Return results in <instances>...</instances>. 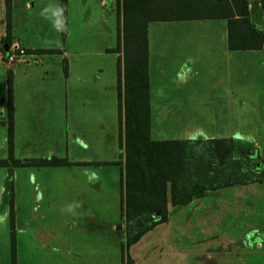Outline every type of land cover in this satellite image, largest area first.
<instances>
[{
	"label": "crops",
	"instance_id": "obj_1",
	"mask_svg": "<svg viewBox=\"0 0 264 264\" xmlns=\"http://www.w3.org/2000/svg\"><path fill=\"white\" fill-rule=\"evenodd\" d=\"M10 1L7 35L0 0V159L10 153L11 80L13 157L55 156L70 163L0 166V204L12 193L13 229L33 231L28 240L34 239L39 253L48 241L56 248V208L69 204L79 243L99 253L108 245L124 249L122 264L126 258L131 264H264V185L256 180L206 189L186 204L173 205L168 190L166 220L128 246L123 223L116 231L101 226L117 191L123 202L122 43L119 51L111 49L109 62L105 48L112 11L121 28L122 0H67L65 37L60 0ZM248 11L250 22L264 30L260 0H249ZM11 44L38 61L5 64ZM77 45L94 48L74 53ZM147 51L151 139L231 138L239 152L264 150V48H230L228 19L203 18L148 22ZM41 205L55 209L37 224L32 207ZM159 225L169 228L156 230ZM44 227L46 232L38 231ZM9 233L10 226L0 229V264L8 263Z\"/></svg>",
	"mask_w": 264,
	"mask_h": 264
},
{
	"label": "trees",
	"instance_id": "obj_2",
	"mask_svg": "<svg viewBox=\"0 0 264 264\" xmlns=\"http://www.w3.org/2000/svg\"><path fill=\"white\" fill-rule=\"evenodd\" d=\"M61 1V34L67 32V0ZM249 0H122L119 51L122 43L124 102L123 148L125 154L123 217L125 245L167 218V194L173 205L186 204L206 189L235 182L256 180L264 185V150L255 147L239 152L231 138L154 140L149 134L147 76V25L155 20L228 19V44L234 49L264 48V30L248 18ZM264 11V0H260ZM6 31L10 33L11 1L5 0ZM121 32V40H120ZM40 52H53L42 49ZM9 157L0 166H53L70 164L55 156L16 159L13 157V102L9 80ZM121 123V108L118 109ZM11 262L15 264L14 209L8 200ZM128 264H131L130 261Z\"/></svg>",
	"mask_w": 264,
	"mask_h": 264
},
{
	"label": "rangeland",
	"instance_id": "obj_3",
	"mask_svg": "<svg viewBox=\"0 0 264 264\" xmlns=\"http://www.w3.org/2000/svg\"><path fill=\"white\" fill-rule=\"evenodd\" d=\"M107 8V7H106ZM112 16H114V20L108 23L106 29V36H105V48L107 49V61L113 59V54L109 52L111 49L117 47L119 39H118V30H117V19L115 11H112ZM104 37V36H103ZM103 42L101 43L100 48L103 47ZM93 46L87 45H77L73 47V52H78L79 50H89L93 49ZM74 59L78 57L77 54H73ZM262 144V143H260ZM264 144V143H263ZM240 151V150H239ZM55 209V207H50L47 205H41L39 207H32V213L35 214L36 218H40V216L50 215L51 210ZM57 209V213L60 217L59 229H58V240L57 245L54 248V244L47 242L43 244V250L41 253L37 250V246L34 239H29V236L32 234L33 231L28 230L26 233L19 230V228L13 229L14 231V243H15V264H47L51 261H57L58 264H122V258L124 256L123 251L119 249H114L112 247L106 248V252L104 253L101 251L99 253L97 248H94L92 245H82L79 243V238L77 234L79 232L73 231V228L70 225V218L73 215L74 207L72 205H62L59 206ZM91 210V209H90ZM89 210V211H90ZM20 212L24 214V207H21ZM19 214V211H18ZM106 215L105 222H101V226L105 225L108 231H116L118 226L123 223L124 224V217H123V202L121 200V195L119 191H117L113 197V199L109 200V203L106 207V211L104 212ZM44 224V219L40 218L36 221L37 224L39 223ZM114 225V226H113ZM8 228L9 229V217H8V201L6 204H0V229ZM168 229V226L159 225L156 227V230ZM35 230V229H33ZM36 231V230H35ZM38 231L46 232V227L42 228ZM120 234H122L120 232ZM119 231L116 235H120ZM79 235V234H78ZM2 236V235H1ZM117 236V237H118ZM8 239L10 243V253H7V264H12L11 262V237L10 233L8 234ZM19 239L23 242V246L19 247ZM118 239V238H117ZM28 241L25 244V241ZM147 238H143L142 243H145ZM53 246V249H52ZM102 250V249H101ZM125 259V258H124ZM125 264L129 263V259L126 258Z\"/></svg>",
	"mask_w": 264,
	"mask_h": 264
},
{
	"label": "built area",
	"instance_id": "obj_4",
	"mask_svg": "<svg viewBox=\"0 0 264 264\" xmlns=\"http://www.w3.org/2000/svg\"><path fill=\"white\" fill-rule=\"evenodd\" d=\"M2 58V61L8 65H15L20 62L29 63L38 61V59L35 58V54L17 44L9 45Z\"/></svg>",
	"mask_w": 264,
	"mask_h": 264
},
{
	"label": "water",
	"instance_id": "obj_5",
	"mask_svg": "<svg viewBox=\"0 0 264 264\" xmlns=\"http://www.w3.org/2000/svg\"><path fill=\"white\" fill-rule=\"evenodd\" d=\"M8 48H6V50H7Z\"/></svg>",
	"mask_w": 264,
	"mask_h": 264
}]
</instances>
